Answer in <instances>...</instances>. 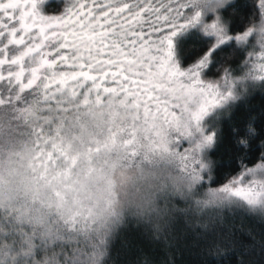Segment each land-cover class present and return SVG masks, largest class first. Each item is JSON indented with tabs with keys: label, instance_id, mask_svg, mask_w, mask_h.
I'll return each instance as SVG.
<instances>
[{
	"label": "snow or ice",
	"instance_id": "snow-or-ice-1",
	"mask_svg": "<svg viewBox=\"0 0 264 264\" xmlns=\"http://www.w3.org/2000/svg\"><path fill=\"white\" fill-rule=\"evenodd\" d=\"M38 3L0 2V38L7 41L0 39V82L17 103L34 97L16 113L24 132L6 135L0 127V264H93L87 234L111 210L134 163L167 154L195 172L198 154L213 145L206 118L236 100L244 81L264 84V27L261 52L249 53L242 78L225 69L221 80H205L220 46L256 31L233 37L219 16L204 23V13L218 11L223 0H74L59 16L42 15ZM192 28L216 42L181 68L173 37ZM109 77L118 87H102ZM181 140L190 145L183 154L176 151ZM237 183L220 191L249 201L264 196V181ZM41 251L52 255L37 258Z\"/></svg>",
	"mask_w": 264,
	"mask_h": 264
},
{
	"label": "trees",
	"instance_id": "trees-1",
	"mask_svg": "<svg viewBox=\"0 0 264 264\" xmlns=\"http://www.w3.org/2000/svg\"><path fill=\"white\" fill-rule=\"evenodd\" d=\"M73 2L39 0L37 8L42 15L58 16ZM199 10L193 8V12ZM259 14L258 0H223L218 11L205 12L202 19L207 23L219 16L227 34L235 37L255 25ZM211 43L201 28L178 32L173 37V58L178 66L187 68ZM246 52V47L233 40L220 46L204 77L217 78L225 69L241 74ZM4 71L6 74V67ZM111 81L109 77L102 87H118ZM88 86L92 87L90 82ZM237 97L206 118V131L215 133L213 145L198 154L195 172L179 168L170 159L153 162L140 158L134 163L121 192L117 189L111 210L87 234L93 264H264V204L253 207L212 194L243 170L264 161V84L251 82ZM33 98L26 95L17 103L12 87L0 82V99L5 101L0 105L4 134L25 131L16 113ZM46 150L51 151V146ZM177 176L182 177L179 183L174 179ZM36 255L46 260L52 252Z\"/></svg>",
	"mask_w": 264,
	"mask_h": 264
},
{
	"label": "rangeland",
	"instance_id": "rangeland-1",
	"mask_svg": "<svg viewBox=\"0 0 264 264\" xmlns=\"http://www.w3.org/2000/svg\"><path fill=\"white\" fill-rule=\"evenodd\" d=\"M7 2H8V0L2 1V3H7ZM81 2H83V0H81ZM88 2L91 4V0H88ZM105 2H106V0H105ZM160 2H162L164 4H167L168 3V0H160ZM182 2H188V0H182ZM258 7H259V13H260L259 14V19H258V21H257V23L255 25H253L252 27H250V28L256 29V31L254 32V34L252 36L248 37L247 41L242 42V43H237L235 40H233L235 43H237V44H239V45L247 48L245 60H244V62L242 64V72H241V74H239V75L232 74L233 75V78H235V79L242 78L248 72L249 69L248 68H245L244 67V64L248 60L249 53L250 52H253V53H255L256 56H258L259 53L261 52V48H260L261 34H260V31L259 30L262 27H264V0H258ZM22 10H23V8H22ZM28 11H31V9H28ZM15 15H16L17 18H19L20 13L19 12H16ZM214 21L215 20H213L211 22H207L206 24H211ZM8 22L13 23V21H10V20H8ZM183 22L184 21H179V23H183ZM28 23L31 24L32 21H28ZM15 27L19 28V24L18 25H15ZM33 34H35V33H33ZM242 34H240V35H242ZM153 38H155V37H153ZM210 38L212 40V43H211V47H212V45L216 41H215V38L214 37H210ZM69 39H71V38H69ZM105 51H110V49H106ZM84 55L87 56V53L85 52ZM98 57H100V56H98ZM254 62L257 63V64L260 63V61L259 60H255V58H254ZM116 70H118V69H116ZM133 71H135V69H133ZM224 74H225V71L219 77H217V78H213V79L205 78V77H203V78L205 80H221V78L224 76ZM256 74L259 75L260 74L259 71H257ZM130 78L132 80L139 79L138 77H135V76H131ZM251 82H254V81H244L243 83L239 84V86L236 89V95L238 96L240 92H242L243 90H245L246 86L248 84H250ZM208 134H211V133H208ZM189 146L190 145H189L188 141L181 140V141H179V146L176 148V151L178 153H180V154H183L184 153V150L187 149ZM145 159H147L149 161H153V162H157L158 160H163V159H166L165 161H167V159H170V160H172V162L174 164H176L179 168H181L179 159L178 158L171 157V156H169L167 154L155 153V154L149 155ZM261 165H264V161H262L261 163L257 164L256 166H254L252 168H249V169H253L254 171L249 172V171H247L248 169H245L241 173H239L237 176H235L232 179H230L223 186H225V185H230L231 186L234 181H240V183H237L235 185L237 187L247 186L253 180H256V181H264V167H260ZM181 169H183V168H181ZM223 186L218 187V188L212 190V194L216 198H219L218 196H221L220 198H224V199H227V200L234 199L236 201L244 202L245 204H247L249 206H253V207L262 206L264 204V196H260V197H257L255 200L249 201V200H245V199L240 198V197H236V196L232 195L231 193H223V192H221L220 190L223 188ZM122 188H123L122 186L119 187V193L121 192Z\"/></svg>",
	"mask_w": 264,
	"mask_h": 264
},
{
	"label": "clouds",
	"instance_id": "clouds-1",
	"mask_svg": "<svg viewBox=\"0 0 264 264\" xmlns=\"http://www.w3.org/2000/svg\"><path fill=\"white\" fill-rule=\"evenodd\" d=\"M174 179H175V181H176L177 183H179V182L182 180V177L177 176V177H175Z\"/></svg>",
	"mask_w": 264,
	"mask_h": 264
}]
</instances>
